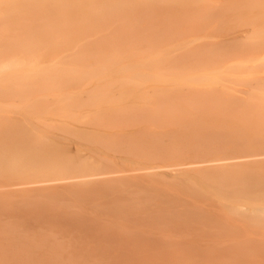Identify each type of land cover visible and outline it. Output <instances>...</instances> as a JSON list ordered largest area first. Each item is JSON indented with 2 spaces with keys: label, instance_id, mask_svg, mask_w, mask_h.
I'll list each match as a JSON object with an SVG mask.
<instances>
[{
  "label": "bare ground",
  "instance_id": "bare-ground-1",
  "mask_svg": "<svg viewBox=\"0 0 264 264\" xmlns=\"http://www.w3.org/2000/svg\"><path fill=\"white\" fill-rule=\"evenodd\" d=\"M142 2L0 0V109L3 85L41 93L0 112V264L44 263L49 236L143 264L264 262V39L165 67L96 24ZM118 56L135 61L110 71Z\"/></svg>",
  "mask_w": 264,
  "mask_h": 264
},
{
  "label": "rangeland",
  "instance_id": "rangeland-1",
  "mask_svg": "<svg viewBox=\"0 0 264 264\" xmlns=\"http://www.w3.org/2000/svg\"><path fill=\"white\" fill-rule=\"evenodd\" d=\"M17 13H22V11H17ZM83 13L88 15L97 14V12L89 10ZM114 14H122V17L108 24H104L100 18L96 17L95 19L98 21L96 24H99L101 28H106V31L115 30V26L120 29L124 25L122 29L126 31L127 36L136 38L138 51L146 57L149 55H160L163 58L162 64L165 67L173 65L175 61H183L185 56L186 60L188 55H190V50L200 49L198 46L201 44L209 47H218L224 52L220 53L221 55H249L248 52L252 45L250 40L264 39V0H143L140 6H134L133 9L129 10H118ZM18 21L25 22V18L22 17ZM37 24L40 25L38 20ZM8 37V33L4 34V38ZM236 38L239 40H235ZM92 47L95 48V46ZM235 47L237 50L233 51ZM203 57L204 55H202ZM99 59L101 61L109 60L105 56L96 57V59L90 58L93 62L100 61ZM38 61L41 62V60ZM134 61L135 57L133 56H118L114 59L115 66L110 71H115L123 63H132ZM48 62H50L49 59H44L43 65L48 64ZM245 63L251 62L247 61ZM100 78L103 79L104 77L100 76ZM230 78V75L222 76L217 86L227 87L233 85L230 82ZM1 89L15 92L18 95L11 100L14 104L1 106L0 112L2 115L6 114V117L7 114L20 112L27 101H37L41 94L38 89L35 91L32 89L31 91L23 87L14 88L10 85H3ZM75 141L76 139L73 140V142ZM93 202L89 201L85 205H97ZM0 204V207L6 208H13L14 206V203ZM23 205L21 204L22 207H24ZM35 205L36 207L44 206L42 204ZM18 206L20 207V204ZM53 207L57 206L54 205ZM45 217L49 220L48 214ZM77 217L78 219H83V217L78 215ZM86 218L91 217L86 216ZM103 218L104 220L102 221L106 223L118 220L113 217H106V215H103ZM220 224L224 231L229 229L225 223ZM113 236L116 238L123 237L119 232H114ZM46 243V247L41 249L40 252L45 254L48 260L42 264H143L138 259L134 260V262L127 261L122 255L119 258H111L109 255L115 251L109 249V247L95 249L74 247L67 244L60 246L56 244L57 241L54 236H49ZM107 257L109 258L107 259ZM196 257L195 264H204L200 255H196ZM243 261L241 262L242 264H251L245 260ZM146 264L156 263L148 262Z\"/></svg>",
  "mask_w": 264,
  "mask_h": 264
}]
</instances>
